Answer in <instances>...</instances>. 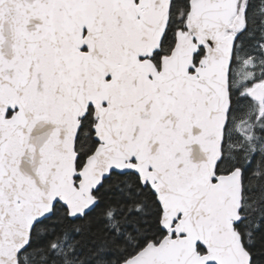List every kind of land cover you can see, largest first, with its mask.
I'll return each mask as SVG.
<instances>
[{"label":"snow or ice","instance_id":"6c2138e0","mask_svg":"<svg viewBox=\"0 0 264 264\" xmlns=\"http://www.w3.org/2000/svg\"><path fill=\"white\" fill-rule=\"evenodd\" d=\"M0 264H264V0H0Z\"/></svg>","mask_w":264,"mask_h":264}]
</instances>
